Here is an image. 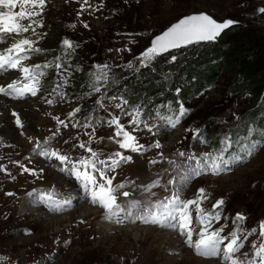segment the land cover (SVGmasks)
Here are the masks:
<instances>
[{"label": "rangeland", "instance_id": "374dc122", "mask_svg": "<svg viewBox=\"0 0 264 264\" xmlns=\"http://www.w3.org/2000/svg\"><path fill=\"white\" fill-rule=\"evenodd\" d=\"M90 3L99 6L101 0H90ZM102 4L100 10L92 15L83 13L77 17L79 11L77 0H67V2L46 0L42 17H36L38 20L42 19L44 24L43 28L37 29L41 38L36 47L45 51L34 55L25 63L43 64L47 60L54 59L60 51L63 38H70L79 44L69 61L73 74L69 78V85L65 88L69 96L67 102L47 105L42 99L58 82L59 78L54 67L47 70V75L43 79L44 88L37 97L23 100L2 98L9 102V109L15 107L13 104L27 107L22 108L25 109L24 114L16 110L24 124L22 130L15 126L14 117L10 113L7 115L9 121L6 124L8 128L10 127V134L4 136L2 139L7 141L0 144V165H4V169L0 170V264H41L45 258L50 264H222L218 257L205 258L195 254L194 249L182 244L175 232L160 227L139 222L127 223L128 219L125 218L122 223L115 222L117 229L110 232L101 231L100 224L106 222L102 211L85 201H76L74 207L61 213L50 212L43 204L36 202L44 210L45 219L34 220L26 211H20L23 200L35 198L27 195L34 189L55 188L64 196L70 193L68 186L63 182L73 185L72 181L59 172L58 168L52 166L55 161L49 162L42 157L34 156L33 149L37 140L43 143L56 131L57 123L53 117L66 119L67 113L76 107H82V111L77 114L78 117L86 115L96 96L85 99H77V97L87 91L82 85L87 81L88 72L93 64H111L116 74L122 77L117 81L119 87H110L108 95L123 93L130 104L144 105L146 112L144 118L150 127L161 123L157 110L164 113V108L159 107V104L165 102H163L165 97L164 99L161 97L164 95L153 94L149 100L157 98L159 103H155L157 107H151L146 102L148 100L146 97L139 96L137 99L131 95V85L126 81L138 73L127 69V64L131 62L136 66L137 57L146 49L139 52L144 48V45L139 43L136 53L131 56L127 48L128 38L124 36L116 38L105 33V28L112 24V16L121 15L124 9H126L125 13H128L130 11L128 6L133 5L138 12L137 18L142 17H139L140 22L136 21V24L142 29H147L162 23L166 25L181 13L187 15L204 12L218 22L229 19L237 21L240 32L247 30L255 37H264V14L256 11L264 7V0H102ZM15 10L19 11V7ZM81 21L87 22L89 27L84 28ZM25 35L31 36V33ZM31 38L36 39V37ZM11 42V38H8L7 44H0V48L10 45ZM211 43L215 41L207 42V44ZM203 44L194 43L180 50H173L171 53L157 57L152 67L141 70L143 76L148 73V77L159 79V82L163 83L162 89L172 95L168 103H171L173 108L178 107L175 103V89L181 86V82L186 81L185 68L204 47ZM173 55L177 57L174 63L170 62ZM76 66H80L81 70L75 71ZM143 76L139 78L141 84L145 82L146 76L145 78ZM178 99L189 111L176 129H169L164 133L154 128L153 132H156V135H153L141 128L134 133L140 143L145 145L160 140L164 145L163 149H151L143 155L132 154L133 162L122 165L115 173H109V176H116L114 183L128 182L129 186L124 190L132 193V196L127 199H146L148 194L144 193L140 186L150 183L157 178L158 173L170 168L166 160H161L159 156L161 151L166 157L175 159L177 151L188 150L190 144L197 153L211 150V145L193 142L191 133L186 132V128H201L206 138L215 145L218 137L225 131L239 129L243 133L246 126H256L255 121L249 118L253 110L251 99L247 93L238 90L237 82L228 74L218 76L210 89L198 97L187 101ZM109 111L119 114V110L109 108ZM101 115L106 113L102 112ZM236 116L243 117V120L237 121ZM129 119L130 117H123L121 122L127 125ZM21 131L25 135H20ZM77 132L78 130L71 126L67 129L60 127V132L51 141L50 147L60 148L62 153L70 152L73 158L86 155L83 150L72 148V144L77 142L74 139ZM112 132L113 129L107 126L98 127L96 130L97 140L99 141L100 137H104V140L91 146L97 151H102L101 158L118 150L117 145L107 140ZM208 134H212L215 139ZM29 136L32 137V142H29L27 138ZM80 139L87 140L88 137L81 132ZM66 140L68 144L64 143ZM151 160L158 162L150 164ZM17 161L37 171L43 168L41 179H36L28 173L21 174V167L15 163ZM57 175L61 179L60 182L55 178ZM168 178L169 175L163 176L162 183ZM199 188H204L209 197L203 204L205 209H210L218 199H224L223 214L229 217L225 233L232 230L231 217L236 213H242L247 217L246 227L258 226V222L264 220V147L259 148L254 156L243 163L233 166L229 172L220 175L207 174L194 179L184 192V198H194ZM151 191L156 193L152 199L162 198L168 194L162 186L155 187ZM8 192L15 195L8 196L5 194ZM119 199L123 202L125 198ZM82 205L92 209L93 214L87 216ZM57 218L59 219L57 222L53 221ZM224 223L222 219L220 224ZM129 224L132 226V231L127 229ZM215 226L219 227V224ZM167 233L170 234L169 239ZM255 238V236L250 237V241ZM244 250H248V246Z\"/></svg>", "mask_w": 264, "mask_h": 264}, {"label": "snow or ice", "instance_id": "6c2138e0", "mask_svg": "<svg viewBox=\"0 0 264 264\" xmlns=\"http://www.w3.org/2000/svg\"><path fill=\"white\" fill-rule=\"evenodd\" d=\"M67 2V0H66ZM79 11L77 17L83 13L92 15L100 10L101 4L94 5L90 0H77ZM46 0H0V44H7L11 38L10 45L0 48V97L9 100H23L28 97H37L44 85L43 79L47 70L56 69L58 82L51 91L42 99L47 105L67 102L69 99L65 88L69 85V78L72 76V65L69 61L75 54L79 44L70 38H63L60 51L52 60L45 63H25L34 55H39L45 50L36 47L41 34L38 28L44 24L36 17H42ZM19 7V11L15 9ZM264 14V7L258 8ZM27 21V23H24ZM84 28H88L87 22L81 21ZM238 23L231 19L224 22H217L207 14L192 15L182 18L179 22L168 28L162 35L155 37L151 45L137 57L138 64L134 66L131 62L127 69L139 72L144 68L153 66L157 57L173 49L185 47L194 43L215 41L224 30ZM75 27V25H71ZM31 36H26V33ZM46 35V34H44ZM31 37H36L33 39ZM177 57L173 55L170 62H175ZM63 62V63H62ZM67 64V66H65ZM119 68V66H115ZM80 66L75 71H80ZM11 75H6V74ZM122 79L114 71V66L108 63L93 64L88 72V79L82 85L87 91L77 99L91 98L96 96L95 101L87 110L86 115L78 117L82 107H76L67 113L66 119L59 116L53 117L57 123V129L52 136L45 139L43 143L36 141L33 155L44 158L46 161H55L52 166L58 168L67 179L72 181L76 191L70 192L67 196L52 190H33L28 192L29 197H35V202L43 204L50 212L61 213L74 207V202L85 201L102 211L104 218L117 223L124 222L127 218L132 223H142L160 227L175 232L181 239L184 246L192 248L195 254L205 258H220L222 264H264V220L258 222V226L251 228L245 226L247 217L242 213H236L231 217L232 230L225 233L229 217L223 214L225 201L218 199L210 209L203 207L204 202L209 199L204 188L196 191L194 198L185 199L184 192L191 185L194 179L203 175H220L232 170V167L243 163L255 155L259 148L264 147V123L255 127H245L243 133L239 129L225 131L218 137L217 143L206 138L201 128H186L191 133V140L201 145H211V150L197 153L190 144L188 150H178L177 158L166 157L161 151V160H166L170 168L164 169L157 174V178L146 185H141L144 193L148 196L144 200L127 199L132 193L124 190L128 182L114 183L116 176H109L115 173L122 165L133 162L132 154L143 155L151 149H163L164 145L160 140L149 145L140 143L134 133L146 129L149 133L156 135L153 129L166 133L169 129H176L187 115L188 109L179 99L175 101L178 105L173 108L171 103L163 105L165 113L157 110L161 123L151 127L144 118L145 107L142 104H130L129 99L123 94L108 95L110 87H119L117 81ZM181 89L177 87L175 93L179 97ZM98 94V95H97ZM109 108L119 110L116 115ZM106 115H101V113ZM14 117V124L18 129H23L19 113L11 111ZM150 115V113H148ZM123 117H130L128 124L121 122ZM237 121L243 117L236 116ZM69 126L77 129L72 144L73 149H81L86 155H78L76 158L70 152L62 153L60 148L50 147L51 141L60 132V127L67 129ZM107 126L113 129L107 140L118 146V150L103 155L102 151L95 150L91 145L104 140L96 138L98 127ZM91 129V131H88ZM131 129V130H129ZM88 137L87 140L80 139V134ZM20 135H25L23 131ZM32 142V137H27ZM187 138V137H186ZM68 144V141H64ZM157 160L149 161L156 164ZM21 174L28 173L36 179H41L44 169L37 171L35 168H28L20 162ZM4 165H0V170ZM169 175L162 183L163 176ZM162 186L168 193L162 198L152 199L156 196L151 190ZM14 196L15 193H5ZM120 197L125 198L123 202ZM194 214V215H193ZM224 224H220L221 220ZM84 221H81L83 223ZM219 224V227L215 225ZM256 238L250 241V237ZM248 246V250H244ZM41 264H50L43 259Z\"/></svg>", "mask_w": 264, "mask_h": 264}, {"label": "trees", "instance_id": "16d2710c", "mask_svg": "<svg viewBox=\"0 0 264 264\" xmlns=\"http://www.w3.org/2000/svg\"><path fill=\"white\" fill-rule=\"evenodd\" d=\"M128 8L130 9L128 13H125L126 9H124L122 16L120 14L112 16V24L105 28V33L116 38L123 36L128 38L127 48L131 56L136 53L137 44L144 45V48L139 52L147 49L152 37L185 15L181 13L166 25L162 23L161 25L156 24L157 26L154 28L142 29L136 24V21L140 22L142 17L137 18L138 12L133 5ZM203 46L185 68L186 81L178 82L181 85L178 98L187 101L198 97L210 89L218 76L228 74L237 82L238 90L247 93L251 99L253 110L249 118L255 121V125L264 123V37H255L247 30L240 32V26L234 24L228 31L222 33L215 43H204ZM142 74L143 71H140L131 79L126 80L131 85V95L137 99L139 96L146 97L148 99L146 102L151 107H157L155 103H159V100L157 98L149 99L153 94H162L164 96L161 97L162 99L165 97L163 100L165 102L159 104V107L164 108L162 105L167 104L172 95L162 89L163 83L159 82V79L148 77V73L144 76ZM141 76L144 78L146 76L145 82L142 84L139 82ZM178 98L175 96V100ZM163 112L166 113L165 108ZM208 136L213 137L212 134H208Z\"/></svg>", "mask_w": 264, "mask_h": 264}, {"label": "bare ground", "instance_id": "6f19581e", "mask_svg": "<svg viewBox=\"0 0 264 264\" xmlns=\"http://www.w3.org/2000/svg\"><path fill=\"white\" fill-rule=\"evenodd\" d=\"M3 77H0V82H2L3 81ZM3 97H0V144L1 143H3V142H6L5 140H3L2 138L4 137V136H6V135H9L10 133H9V128H8V125L6 124V122H8L9 120H8V114L9 113H11V111L12 110H18L19 112H20V114H24V110L25 109H23L22 110V108H26L27 106H21V104H13V106H15V107H13V109H9L8 107H9V102L7 101V100H3L2 99ZM17 107H19V108H21V109H19V108H17ZM28 110V109H27ZM24 116V115H23ZM26 116V115H25ZM3 124H4V127H3ZM1 127H3V128H1ZM11 136V135H10ZM13 136H11V138H12ZM15 138H17V137H15ZM14 138V139H15ZM13 139V138H12ZM9 141H11V140H9ZM13 143V142H12ZM169 144H171V143H169ZM55 178H56V180H57V182H60L61 181V179H60V177H58V175L57 176H55ZM63 184L65 185V186H68L67 188H69V191L70 192H72V193H74L75 192V189H74V186L72 185V184H70V183H67V182H63ZM35 199V198H34ZM34 199H25V200H23V202L20 204V211L21 212H27V214H28V216L31 218V219H34V220H38V219H45L46 218V216L44 215V210L42 209V207H39L38 205H37V203L35 202V200ZM35 206H37V207H35ZM81 207H83V211L84 212H86V215L87 216H89L91 213L93 214V211H92V209H90L89 207H86V205L84 206V205H82ZM103 219H105V218H103ZM59 219L57 218V219H55V220H53V221H55V222H57ZM106 220V219H105ZM127 223H130L129 222V220H127L126 221ZM50 223H52V222H50ZM54 223V222H53ZM99 228H100V230L101 231H113V230H115V229H117V225H115V222L114 221H109V220H106V222H103V223H101L100 224V226H99ZM127 229H130L131 231H132V226L129 224L128 226H127ZM146 230V229H145ZM134 231V230H133ZM144 231V230H143ZM170 234L169 233H167L166 234V236H167V238L169 239L170 238V236H169ZM152 236V235H151ZM168 241V240H167ZM152 262H154V261H152Z\"/></svg>", "mask_w": 264, "mask_h": 264}, {"label": "water", "instance_id": "95a60500", "mask_svg": "<svg viewBox=\"0 0 264 264\" xmlns=\"http://www.w3.org/2000/svg\"><path fill=\"white\" fill-rule=\"evenodd\" d=\"M258 12V11H257ZM199 14H207V13H204V12H201V13H192V14H187V15H184V16H182V17H180L178 20H176L175 22H173L172 24H170L166 29H164L162 32H160L159 34H157V35H155L154 37H152L151 38V40H150V42H149V46L151 45V42H152V40L155 38V37H157V36H160V35H162L168 28H170L172 25H174V24H176L177 22H179L182 18H186V17H189V16H192V15H199ZM208 16H210L209 14H207ZM211 17V16H210ZM211 18H213V17H211ZM214 19V18H213ZM215 20V19H214ZM218 22V21H217ZM234 25H232L231 27H233ZM230 27V28H231ZM229 28V29H230ZM229 29H226V30H224V32H226V31H228ZM224 32H222V33H224ZM219 38V37H218ZM217 38V39H218ZM216 39V40H217ZM210 42V41H209ZM199 43H207V42H199ZM181 48H183V47H181ZM181 48H178V49H173V50H180ZM173 50H170V51H173ZM169 51V52H170ZM169 52H166V53H163L161 56H164V55H166L167 53H169Z\"/></svg>", "mask_w": 264, "mask_h": 264}]
</instances>
